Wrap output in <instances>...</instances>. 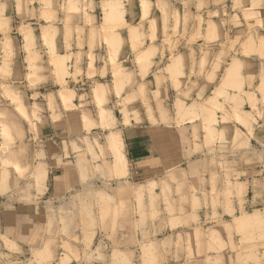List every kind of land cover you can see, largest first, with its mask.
Masks as SVG:
<instances>
[{
	"label": "clouds",
	"instance_id": "clouds-1",
	"mask_svg": "<svg viewBox=\"0 0 264 264\" xmlns=\"http://www.w3.org/2000/svg\"><path fill=\"white\" fill-rule=\"evenodd\" d=\"M0 17V264H264V0Z\"/></svg>",
	"mask_w": 264,
	"mask_h": 264
},
{
	"label": "crops",
	"instance_id": "crops-1",
	"mask_svg": "<svg viewBox=\"0 0 264 264\" xmlns=\"http://www.w3.org/2000/svg\"><path fill=\"white\" fill-rule=\"evenodd\" d=\"M35 8H39V4L33 5ZM158 15V12H157ZM8 16L10 17L8 22V27L12 30L10 32L11 37H15L18 40H24L25 36L17 33L15 31V28L17 26V19L13 16L12 13H9ZM41 24L43 25V28H35L32 32V37L38 42H46L48 45L51 46L53 51H56L60 56L64 55V52L62 50V44L64 41V36L62 33H55L51 29L48 28L47 23L45 21H41ZM5 27L4 19L3 17H0V35H3V29ZM16 40H13V45L15 44ZM115 44V42H113ZM143 149L140 147L139 143L133 146L132 152L140 153Z\"/></svg>",
	"mask_w": 264,
	"mask_h": 264
},
{
	"label": "rangeland",
	"instance_id": "rangeland-1",
	"mask_svg": "<svg viewBox=\"0 0 264 264\" xmlns=\"http://www.w3.org/2000/svg\"><path fill=\"white\" fill-rule=\"evenodd\" d=\"M157 12H158V15H159V11H157ZM114 45H115V44H114ZM109 78H111V77H109ZM176 231H177V232H179V231H180V229H177Z\"/></svg>",
	"mask_w": 264,
	"mask_h": 264
}]
</instances>
